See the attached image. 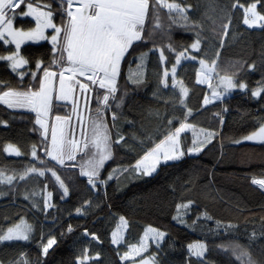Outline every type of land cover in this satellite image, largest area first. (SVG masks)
I'll return each mask as SVG.
<instances>
[{"label":"snow or ice","instance_id":"obj_1","mask_svg":"<svg viewBox=\"0 0 264 264\" xmlns=\"http://www.w3.org/2000/svg\"><path fill=\"white\" fill-rule=\"evenodd\" d=\"M195 10V5L178 0H0V63L11 73L7 78H0V105L13 112L23 110L34 114L30 117L34 125L30 131L38 133V139L31 143L27 152L13 143L4 145L3 152L7 155L27 156L28 161L20 169L0 168V185L15 191L18 186L26 187L29 181L35 180V186L23 193V199L29 201L31 209L47 217L48 210L54 207L56 189L61 201L70 197V186L62 176L63 171L72 170L73 179L78 172V177L83 179L77 182L86 181L89 191L98 193L104 189L106 194L110 182L116 181L119 185L122 175L150 177L161 166H169V162L199 155L221 133L189 122L193 117V109L186 102L189 87L178 73L185 63L198 64L195 84L208 89L203 95L201 109L207 111L209 105L223 102L235 90L246 96L250 93V98L264 104V75L250 86L239 76L245 65L222 66L219 50L216 58H207L202 48L205 25L194 18ZM219 11V18L212 20L211 30L219 38L221 48L237 13L247 28L264 29V0H231ZM17 18L20 26H17ZM25 18H30L27 27L24 26ZM174 27L191 33V42L177 46L173 42ZM157 37L162 41L159 44ZM41 42L48 46L43 55H33L23 47ZM152 56H157L160 69L153 96L159 97L161 88L171 89V102L178 111L169 115L156 113L159 124L140 141L142 151L132 149L134 155L129 161L111 168L105 176L107 163L114 159L115 147L128 144L122 131L115 135L112 132L123 118L120 110L128 85L138 89L146 83V67ZM133 63L135 68H132ZM124 64L129 66L126 76ZM246 68L248 73L257 70L254 62L248 63ZM261 71L264 73V68ZM121 79L125 80L123 95ZM168 102L165 100V104ZM59 107L68 111L64 114L54 112V108ZM212 115L223 125L220 113ZM0 124L7 127L8 121L0 118ZM128 124L134 127L133 121ZM189 132L191 143L187 144L183 134ZM242 140L264 144V120L233 142L239 144ZM251 183L264 191V178L253 177ZM3 195L5 193L0 191V196ZM38 198L43 201L42 207ZM91 203L86 199L75 207L76 215H85ZM193 203L191 199L176 203L172 219L189 226L185 217ZM201 219L214 221L215 227L210 231L223 228L226 236L237 227L230 222L223 224L206 211L198 214L192 226ZM127 228L128 221L120 215L116 228L111 231L112 245L125 242ZM261 229L264 231V221ZM73 231L69 223L66 232ZM33 233V224L21 216L6 229L0 228V243H30ZM83 236L99 242L97 234L87 228ZM166 236L167 233L159 228L146 227L138 243H128L122 254L119 247L116 249L121 264H158L155 252L145 253L149 252L150 242L160 249ZM35 243L39 249L36 264H46L43 258L58 243L57 238L51 233L45 237L41 230ZM218 247L230 253V264H264V260L254 259L250 248L238 239H229ZM206 251L207 245L199 240L188 243L184 264H208ZM99 260V253L93 256L90 249L84 247L74 264H95ZM10 264H32V261L26 252H21Z\"/></svg>","mask_w":264,"mask_h":264},{"label":"trees","instance_id":"obj_2","mask_svg":"<svg viewBox=\"0 0 264 264\" xmlns=\"http://www.w3.org/2000/svg\"><path fill=\"white\" fill-rule=\"evenodd\" d=\"M196 6L194 18L202 20L205 25L202 48L209 60L216 58L220 51L219 63L226 66L229 63L245 65L241 78L246 79L249 85H254L264 73V53L256 54L255 43L245 38L248 29L243 25L239 13L233 18L229 34L224 37L225 43L221 48L219 38L215 37L211 27L212 20L220 16L219 9L231 0H178ZM25 27L30 18H25ZM165 23L166 18H165ZM17 26H20L17 18ZM191 33L182 29H173V42L179 46L181 43L191 42ZM187 39L183 41L177 39ZM156 42L161 43L157 37ZM33 55H43L48 47L46 42L39 45L23 46ZM264 49V47H263ZM138 55V53H137ZM130 60L133 57H129ZM255 63L257 70L247 72L246 65ZM198 64L185 63L178 69L179 77L189 87V96L186 98L188 106L193 109V117L189 122L198 127L211 128L221 133L204 150L195 156H185L180 161L169 162V166H161L157 173L150 177L127 178L120 177V183L110 182L106 190L98 193L91 192L86 187V181L79 183L83 178H72V170L63 171L62 176L70 186V197L61 201L59 190L56 189L53 197L54 207L48 210L47 217L43 212L31 209L29 201L23 199V193L31 191L36 181H29L27 186H18L13 191L7 185H0V228L6 229L10 224L17 222L23 216L34 226L32 242H3L0 243V264H10L16 260L21 252H26L32 264H36L39 249L35 241L39 240L41 230L45 234L51 233L58 243L50 250L49 255L43 258L46 264H74L75 257L84 247H88L93 256L100 254V260L95 264H121L116 249L121 254L127 250L128 243H138L146 227L159 228L167 233L161 248L150 245L148 255L156 253L158 264H184L187 254V244L201 241L207 245L206 259L208 264H230V253H225L221 244L229 239H238L247 245L256 260H264V231L261 229L264 221V191L251 183L253 177L264 178V144L257 142H242L237 144L234 140L241 139L264 120V104L235 90L223 102L217 101L209 105L208 110L201 109L203 95L208 91L206 86L195 84V69ZM135 68V63L132 64ZM125 76L129 70L124 64ZM159 65L157 56H152L146 67V83L138 89L128 85L125 102L120 110L123 118L118 120L117 127L112 130L113 135L122 131L128 141L125 147H115L114 159L106 165L107 171L118 164L129 161L134 152L142 151L140 141L148 133L154 132L159 124L156 113L169 115L177 112L171 102L172 90H160V96L154 97L153 92L158 87ZM10 71L0 63V78H7ZM121 95L124 94L125 80L121 79ZM165 100L169 102L165 104ZM227 109V111H224ZM67 109L54 108V112L64 114ZM218 112L223 116L224 123H219L218 117L212 113ZM11 113V114H9ZM30 117L34 114L23 110L13 112L0 105V118L8 121V126L0 124V168L20 169L28 161L27 156L14 157L3 152L4 145L16 144L22 151L27 152L31 143L38 139V133L30 131L34 126ZM111 117H108L110 122ZM128 121L134 122L130 127ZM186 143H191V133L183 134ZM135 136V138H133ZM42 186V185H41ZM38 190V189H37ZM50 190H52L50 188ZM40 199V198H38ZM90 200L86 214L77 216L75 207L80 206L84 200ZM191 199L194 203L191 211L185 217L189 226L177 223L172 219L175 214V205ZM40 205L43 201L40 199ZM207 212L223 224L229 222L236 225V229L225 235L223 228L216 232L210 231L215 227L214 221L201 219L195 227L192 221L199 213ZM69 212L72 215H69ZM124 215L128 221L125 230V242L119 246L111 244V231ZM71 223L74 231L66 232L67 225ZM87 228L99 237V242L91 237H84L83 231ZM253 231L255 235L253 236ZM64 232V235L61 233Z\"/></svg>","mask_w":264,"mask_h":264},{"label":"rangeland","instance_id":"obj_3","mask_svg":"<svg viewBox=\"0 0 264 264\" xmlns=\"http://www.w3.org/2000/svg\"><path fill=\"white\" fill-rule=\"evenodd\" d=\"M245 27L247 28V26L245 25ZM248 29V33L245 35V38H250L253 40V42L255 43V48H256V54L263 52L264 53V29H260V28H253V29ZM177 39L183 40V41H187V39H181V37H178ZM43 43V42H41ZM242 142H253V141H243ZM258 143V142H257ZM150 245H154L151 244ZM155 246V245H154ZM139 259V258H137Z\"/></svg>","mask_w":264,"mask_h":264}]
</instances>
